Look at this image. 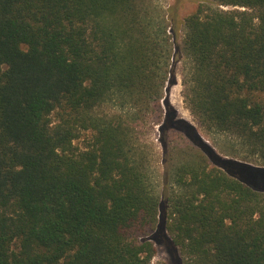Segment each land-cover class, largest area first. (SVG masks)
Instances as JSON below:
<instances>
[{
	"label": "trees",
	"instance_id": "obj_1",
	"mask_svg": "<svg viewBox=\"0 0 264 264\" xmlns=\"http://www.w3.org/2000/svg\"><path fill=\"white\" fill-rule=\"evenodd\" d=\"M151 1L0 0V264H264V0L200 3L181 43ZM176 55L198 123L263 168L173 124Z\"/></svg>",
	"mask_w": 264,
	"mask_h": 264
},
{
	"label": "rangeland",
	"instance_id": "obj_2",
	"mask_svg": "<svg viewBox=\"0 0 264 264\" xmlns=\"http://www.w3.org/2000/svg\"><path fill=\"white\" fill-rule=\"evenodd\" d=\"M210 0H152L151 2L154 4L155 7L159 9L161 14L168 15L170 19L174 20V30L176 34V39L179 43L182 42L184 37V28H183V22L187 15L191 14L193 11H195L196 7L203 2H208ZM227 9V8H226ZM231 9V8H228ZM173 34V32H172ZM186 63L187 59L184 56L176 55L175 60L173 61V72L174 75L171 78L170 84L167 85L166 92H165V98H164V109L169 106L171 108V111L174 112L175 119L173 121V124L177 125V129L179 131L185 129L186 126L194 128L201 140L206 143L209 148L217 154L218 157H221L225 160H231L232 162H235L236 164L243 165L247 168H257L261 169L262 166H259L257 164H254V162H245L238 159H235L233 157H227L223 153L225 151L233 152V150L236 151L238 148L237 146L234 148L232 147V144L229 142V139H227L224 135H219L214 132H209L206 128L202 127L194 115L190 112L184 98V70H186ZM167 110V109H166ZM180 122V123H178ZM164 132H162L161 126L154 127V130L151 132L150 141H152L156 147V152L158 154V175H159V182L162 184L166 183L167 177H168V170L169 166L166 164L164 160H166L165 152L163 149L162 140ZM179 137L181 135H178ZM232 170H237L230 166ZM224 170L223 168H221ZM261 174L262 178L264 180V170L261 172H254V176H257ZM240 179V178H239ZM243 181L242 179H240ZM246 183L245 181H243ZM249 185L252 189L255 191H260L255 185L252 183H246ZM262 192V191H261ZM163 200V206L161 210V215L166 216L167 215V207L165 205V200L167 195L162 193ZM161 221V220H160ZM160 231L163 230L161 226L159 225L158 228ZM157 255L155 259L153 260V263H160L165 262L167 264H175L174 258L169 253V251L161 245H157Z\"/></svg>",
	"mask_w": 264,
	"mask_h": 264
}]
</instances>
